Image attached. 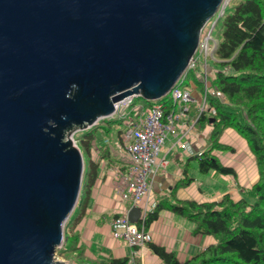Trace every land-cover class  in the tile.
<instances>
[{
	"label": "water",
	"instance_id": "1",
	"mask_svg": "<svg viewBox=\"0 0 264 264\" xmlns=\"http://www.w3.org/2000/svg\"><path fill=\"white\" fill-rule=\"evenodd\" d=\"M222 1L0 0V264L68 263L55 250L83 177L73 134L123 98L167 95Z\"/></svg>",
	"mask_w": 264,
	"mask_h": 264
},
{
	"label": "trees",
	"instance_id": "2",
	"mask_svg": "<svg viewBox=\"0 0 264 264\" xmlns=\"http://www.w3.org/2000/svg\"><path fill=\"white\" fill-rule=\"evenodd\" d=\"M217 26L220 30L211 60L216 68L210 70L211 73L207 72L206 109L194 123V129L199 131L209 127V148L196 156L197 169L201 174L214 171L235 176L233 168L223 165L214 155V152L234 151L230 145L220 141L224 131L231 129L245 141L254 159L257 179L252 185L242 187L236 200L224 194L219 200L213 201L184 200L171 204L162 201L154 205L146 214L144 228L165 209L193 224V235H208L215 240L183 262L177 259L173 251L149 242L163 264H264V0H235L234 4L230 0L213 24L211 35ZM197 67L185 72L182 86L191 85L201 93L204 86L198 77L202 73L197 71ZM191 76L195 78H191L189 83L186 79ZM137 99L140 97L133 99V106L137 105ZM158 101L164 105L165 113L174 107L168 95ZM110 123L123 124L115 117L102 119L77 141V147L86 161L75 205L78 212L71 221L75 210L72 211L64 229L66 245L69 242L73 245L69 244L70 247L62 252L72 254L82 263H86L87 259L83 249L78 246L75 226L84 215L100 163L111 160L107 140L101 145L95 143L97 129H102L103 124L110 128ZM123 130L117 131V139L120 140ZM191 180L186 176L177 183V187ZM126 263V258L109 261V264Z\"/></svg>",
	"mask_w": 264,
	"mask_h": 264
},
{
	"label": "crops",
	"instance_id": "3",
	"mask_svg": "<svg viewBox=\"0 0 264 264\" xmlns=\"http://www.w3.org/2000/svg\"><path fill=\"white\" fill-rule=\"evenodd\" d=\"M207 68L209 70V67ZM210 70L213 71L212 68ZM189 87L193 89V96L197 98L198 89L191 85ZM192 133L195 134L192 135ZM192 133L187 139L185 150L174 146L170 137L161 147L157 159L165 163L157 167L150 191L140 204L143 207L146 206L149 211L162 201L170 204L184 200L213 201L219 200L224 194H229L236 200L242 187L250 186L256 181L257 170L254 159L245 141L239 139L231 129L224 131L220 141L226 145H234V152H214V155L223 165L233 168L235 176L220 174L219 182H216L212 180L216 175H209L214 171L199 173L196 156L207 150L209 144L205 149L206 139L202 137L205 136L202 130H195ZM208 135L209 129H206L207 142ZM225 138L231 139L232 142L225 141ZM108 149L111 160L100 163L98 176L91 187L84 215L75 226L78 246L83 249L87 262L82 263L73 257L75 261L72 264H109L112 259L126 258L128 260L130 257L134 259L135 264H163L152 251L149 243L138 248L133 255L131 248L124 241L111 236L109 223L112 217L127 215L132 206L121 202L116 193L117 186L122 180L120 172H125L127 165V158L120 140L117 139L112 149L109 147ZM197 175H202L204 179L201 180ZM186 176L192 180L177 187V183ZM145 229L151 233V244L173 251L180 262L215 242L212 236L193 235V224L165 209L161 210L157 219Z\"/></svg>",
	"mask_w": 264,
	"mask_h": 264
},
{
	"label": "built area",
	"instance_id": "4",
	"mask_svg": "<svg viewBox=\"0 0 264 264\" xmlns=\"http://www.w3.org/2000/svg\"><path fill=\"white\" fill-rule=\"evenodd\" d=\"M211 37L209 33L204 43L199 40L196 48L198 55L192 58L187 68L193 69L202 61L201 81L204 90L197 98L193 96L191 87L182 86L184 73L167 93L174 105L168 113H165L164 105L158 100L147 106H133L135 95L113 103L111 117L120 120L125 126L120 136V144L127 158L125 172H120L122 180L117 186L116 193L121 202L138 207L140 215L137 222H130L126 215H115L109 226L112 238L124 241L131 248L133 255L138 248L152 239L151 233L143 226L149 209L140 204L150 191L157 167L165 163L157 159L160 149L170 137L174 146L185 150L197 117L206 109V61L207 53L211 51L209 48ZM190 103L195 104V107L192 108ZM126 264H135L134 259L130 257Z\"/></svg>",
	"mask_w": 264,
	"mask_h": 264
},
{
	"label": "rangeland",
	"instance_id": "5",
	"mask_svg": "<svg viewBox=\"0 0 264 264\" xmlns=\"http://www.w3.org/2000/svg\"><path fill=\"white\" fill-rule=\"evenodd\" d=\"M230 0H223L222 1V4H221V6L219 7V9H218V11H217V13L210 19V20H208L207 21V23L203 26V28H202V30H201V32H200V38H199V40L202 42V43H204V40H205V38H207L208 37V35H209V33H210V35H211V26L213 25V24H215V22H216V19L218 18V17H220V15L222 14V12H223V9L227 6V4H228V2H229ZM234 2H235V0H232V4H234ZM219 30H220V28L217 26V28L213 31V33H212V37H211V41L209 42V48L211 49V51L209 50L208 51V53H207V61H206V67H209V70H208V68H206V72H209V73H211V71H210V69L212 68V70L214 69V68H216L215 66H213V64H212V62H211V60H213V58H212V50H213V46L215 45V43H216V38L218 37V32H219ZM197 55H198V52L197 51H195V54H194V56H193V58L194 57H197ZM196 65H198V67H197V71L198 72H200V73H203V65H202V61L200 62V63H198V64H196ZM187 71V70H186ZM195 72H193V74H194ZM197 74L198 73H196V76H197ZM213 75V74H212ZM198 77L199 78H201V75L199 76L198 75ZM191 78H195L194 76H191V77H188V79H186V81H188L189 83H190V79ZM193 90V89H192ZM200 94V93H199ZM138 101H136L137 102V105H150V104H152L153 103V101H145V100H143L142 98H140V99H137ZM190 105L192 106V108H194L195 107V104H193V103H190ZM192 110V109H191ZM211 111H213L212 109H211ZM106 119H114V117H109V118H106ZM116 119V118H115ZM109 126H110V128H108L107 127V124H103V128L101 129V128H99V129H97V131H96V134H95V143L96 144H98V145H101L103 142H104V140L106 139L107 140V145H108V147L110 148V149H112V147L114 146V144L116 143V140H117V131L118 130H120V129H124V125L123 124H121V125H118V124H116V123H110L109 124ZM93 127V126H92ZM92 127H90V128H88L87 130H91L92 129ZM107 127V128H106ZM105 128V129H104ZM206 129H209V127H206V128H204L203 130H202V132H203V134H205V136H202V137H204V139H206V144H205V149L206 148H208V142H207V136H206ZM87 130H84V131H77L76 133H74L73 134V136H72V138H73V141H74V143H75V145L77 146V141L79 140V138H80V136H82L83 134H84V132L85 131H87ZM103 130H105V131H103ZM196 130V129H195ZM194 130V128H193V131L192 132H194L195 131ZM199 131V130H198ZM195 133H192V135H194ZM201 135V134H200ZM238 137H239V139H242L239 135H238ZM225 141H230V142H232L231 141V139H228V138H225ZM232 148H234V145L233 146H231ZM238 148V147H237ZM234 150H235V148H234ZM201 151V150H200ZM81 152V151H80ZM234 152V151H233ZM249 153V152H248ZM228 155V154H227ZM83 156V155H82ZM96 158V156H95V154L93 153V159H95ZM83 160H84V168H85V161H86V158L85 157H83ZM83 173H84V169H83ZM211 174H213V175H216V176H213V179L212 180H214V181H218L219 182V177H220V174L219 173H216V172H210V174L209 175H211ZM201 180L202 179H204L203 178V176L202 175H197ZM221 177H223V176H221ZM207 178H208V176H207ZM212 183V182H211ZM213 184V183H212ZM74 210H75V208H74ZM73 210V211H74ZM77 212H78V210H75V212L71 215V221H73V219L76 217V215H77ZM64 229H65V225H64ZM64 229H63V239H64ZM76 231V230H75ZM69 244H70V246L71 245H73V243H71V242H69ZM69 244H67L66 245V242H65V240H63V244L60 246V247H58L56 250H55V258L57 259V260H63L64 262L65 261H68V263L67 264H72L75 260L73 259V256H72V254H70V253H63L62 251L64 250V249H67V247H70L69 246ZM75 264V263H74Z\"/></svg>",
	"mask_w": 264,
	"mask_h": 264
}]
</instances>
